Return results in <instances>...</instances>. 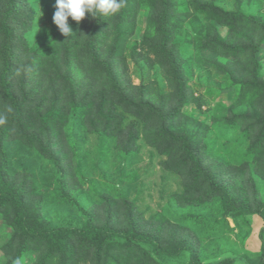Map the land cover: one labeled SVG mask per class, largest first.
I'll return each instance as SVG.
<instances>
[{
	"label": "trees",
	"instance_id": "trees-1",
	"mask_svg": "<svg viewBox=\"0 0 264 264\" xmlns=\"http://www.w3.org/2000/svg\"><path fill=\"white\" fill-rule=\"evenodd\" d=\"M220 1L124 0L107 17L69 18L66 36L56 0H0V264H238L234 255L264 264V226L259 251L242 247L254 217L264 222V0ZM38 2L49 28L34 44L26 33ZM142 13L132 54L160 71L167 91L159 79L126 76ZM196 61L223 86L197 94ZM229 88L231 105L204 110L208 95ZM144 146L160 158L163 181L181 186L150 216L124 186L137 188L142 171H127ZM89 166L100 177L86 190ZM53 205L69 213L52 218Z\"/></svg>",
	"mask_w": 264,
	"mask_h": 264
},
{
	"label": "rangeland",
	"instance_id": "rangeland-1",
	"mask_svg": "<svg viewBox=\"0 0 264 264\" xmlns=\"http://www.w3.org/2000/svg\"><path fill=\"white\" fill-rule=\"evenodd\" d=\"M220 4L223 5L226 9H233V3L232 0H221ZM43 2H38V3H34L31 5V11L36 14L35 18H34V25H33V30H31L30 32L26 33V36L31 40V42H33L34 44H36L38 42V38H43L44 36V32L47 30V28H49L48 26V22H47V16L46 13L43 12ZM256 11L259 12V14H261V17L264 19V6L261 8L257 7ZM139 28H140V33L136 36V38L133 39V41L130 42L129 44V49H127L125 56H126V61H125V68H128L126 70V76L128 75L130 77V79L134 82V84L139 85L142 81L141 76L148 82L151 79H159V81H161L163 83L162 78L160 77V71H158L155 68H150V63L146 58H143L141 56H134L131 50V47L135 44V42L139 41V37L140 35L144 32V27H145V16L144 14H140L139 17ZM221 32L223 34L226 33V29L225 28H220ZM192 53V51H191ZM201 56L205 59H215L216 56L208 53V52H202ZM260 58L261 61L264 63V55L260 54ZM198 61H196L194 69H193V76L191 77L189 83L191 85V87L196 91L197 94L201 93L198 88L199 85L202 86H206V85H210V82H208V74L209 72L206 71V67L200 63ZM139 64V65H138ZM203 65V66H202ZM155 69V70H154ZM187 71L191 72L190 67H187ZM141 75V76H140ZM218 79H214V82L210 85L214 88H218V86L222 85H218ZM164 85V89L165 91H167V87L166 85L163 83ZM223 86V85H222ZM221 86V87H222ZM235 101V96L233 95L231 89H226L223 90L222 93L218 94L215 93L214 95L210 96L208 95L206 97V103L207 105L204 106V110H208L212 107H214L216 104H218V102L222 105L227 104V105H231L233 102ZM187 112H189L194 118L199 119V120H203L202 114L198 111V109L196 108L195 105L192 104H188L186 107ZM212 116H218V117H223L225 116L224 113L219 112V111H213L211 113ZM211 122H209L210 124ZM211 128V127H210ZM219 135H222L224 137H227L229 140H231L232 136L230 135V133L225 130V129H220V132L218 133ZM216 135L215 133H209V136H213ZM88 139V140H87ZM85 139V144H83V146L85 148H93V143H95L94 139H90L87 138ZM91 144V145H90ZM150 148H148L147 146H144L141 150V154L143 155L141 160L136 162V164H134L132 167L129 168V170L127 172H130V170H133L134 172H140L142 171V173L140 174L139 180L136 183L137 184V188L136 189H132V188H128V184H124V186L127 188L129 197L131 200L134 199H139L138 201V205L139 207L143 210H146L147 208H149V210L146 212L148 216L151 215V213L153 211H158L159 210V206L160 205H167L168 203V199H169V195L171 193V191H176V190H180L181 186L179 185V183L177 181H173V180H169L167 182L163 181V176H164V171L162 170L161 166H160V158L158 157H152L150 155ZM102 165V164H101ZM106 171H107V178H113L116 179V173L115 172V168L113 166L112 163H106L103 164V166ZM84 170L87 172L86 174V178L87 181L85 183H83V187L86 190H90L91 187V182H93V180H97L99 179V174L98 172L95 171V169L91 166H89V168H84ZM261 191L264 194V184L261 183ZM107 188H105L104 186L101 187V190L104 191ZM100 190V189H99ZM137 190L140 191V193L137 192ZM164 192V193H163ZM166 195V199H162L161 196L162 195ZM69 213V210H64L61 211L58 210V208L53 205L52 210L50 211L49 215L52 218H59L60 216H65L66 214ZM73 214V213H72ZM234 225V224H233ZM253 225H254V231L253 234L250 238H248L246 240V243H243L242 247L246 248L247 250H250L252 252H256L260 250V246H261V242H260V230L262 229V227L264 226V222L261 220V218L259 216H255L254 217V221H253ZM235 226V225H234ZM198 233H200V235L202 233H206L207 231H205L204 229H202L201 227H196L194 228ZM202 236V235H201ZM232 241H238V238L231 233L230 234ZM204 239V238H203ZM206 245H208L209 238L208 239H204ZM220 241H223V239H221ZM219 241V242H220ZM223 243H221L222 245ZM218 245V244H216ZM211 247V246H210ZM232 256V254H231ZM237 259V263L238 264H245L242 260V258L239 257V255H234Z\"/></svg>",
	"mask_w": 264,
	"mask_h": 264
},
{
	"label": "clouds",
	"instance_id": "clouds-1",
	"mask_svg": "<svg viewBox=\"0 0 264 264\" xmlns=\"http://www.w3.org/2000/svg\"><path fill=\"white\" fill-rule=\"evenodd\" d=\"M123 3L124 0H56L57 10L53 20L59 30L69 36L73 34L68 23L69 18L79 23L86 17V14L94 18L97 16L107 17L118 13ZM2 122L3 120L0 119V123ZM16 264H19V261Z\"/></svg>",
	"mask_w": 264,
	"mask_h": 264
}]
</instances>
